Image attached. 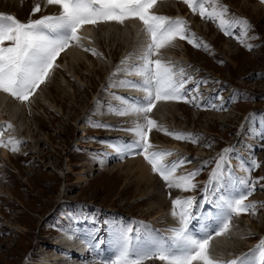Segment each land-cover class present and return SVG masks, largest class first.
<instances>
[{
  "label": "rangeland",
  "instance_id": "1",
  "mask_svg": "<svg viewBox=\"0 0 264 264\" xmlns=\"http://www.w3.org/2000/svg\"><path fill=\"white\" fill-rule=\"evenodd\" d=\"M6 1L0 0V12L18 20L38 19L45 13L50 15L47 11H59L58 6L48 5L47 0H20L18 9L7 6ZM216 3L227 6L229 18L245 19L250 30L245 34L236 27L233 30L235 35L227 36L217 23L202 19L198 13L193 14L183 0H157L153 9L156 14L183 18L190 32L209 46L208 49L194 47L185 40H177L175 43L181 46L172 52L173 55L162 49L158 58L174 67L177 78L183 69L193 81L187 87L195 88V82L201 80L208 83L200 85L195 103L158 101L148 114L156 121V127L149 133V141L154 150L173 153L165 158L167 161H175L181 156L191 160L177 170V175L202 168L196 177L201 186L208 181L222 150L235 148L230 154L233 173L230 186L233 182L237 192L245 190L244 185L236 183L238 177L258 180V183L246 201L256 203V214L249 212L234 216L230 227L240 232L242 225L244 237L251 235V245L257 238L264 241V180H259L264 177V140L260 139L264 132V2L206 0L209 10ZM36 4L40 5L41 12L33 15ZM131 21L142 25L139 20ZM109 23L98 26L106 28ZM129 27L133 31V26ZM104 31L101 38L112 35L111 29ZM94 33L97 35L96 31ZM79 34L82 48L85 44L86 48L94 49L86 45L92 35L84 37L81 31ZM116 36L119 37L117 33ZM120 39L124 47H118L113 57L109 50L115 45L106 46L107 38L106 43L100 44L102 48L98 47L101 50L94 49L96 55L86 51L87 57L79 61L72 60L67 53L72 48L70 46L58 57L54 72L34 94L36 98L33 95L29 101L20 102L10 119L9 108L5 109L8 110L4 111L7 124L12 127L3 132L2 138L6 139L8 135V140L11 138L22 143L15 152L6 148L9 160L0 159V264H47L42 256L52 253L64 259L59 253L62 245L57 243L55 246L56 237L64 228L78 226L80 233L85 235L82 229L88 227L109 237L112 236L109 225L115 224L131 226L150 222L162 223L158 226L166 228V223L159 218L157 223L152 222L154 211L141 202V198H149L150 185L148 189L141 187L134 191L130 187L134 179L130 175H118L124 170L118 169V165L123 166L132 158H140L151 170L142 155L123 152L117 158L108 153L106 159L102 155L106 150L120 149L123 143L134 140V134L125 129L144 123L140 115L134 119L130 113L133 118L126 121L122 118L125 115L118 114L119 108L117 111L112 109L114 115L108 111V108H116L109 107L114 104L111 101L114 93L126 97L120 90L132 79L125 75L132 70L131 57L128 56L132 53L130 39ZM126 57L127 61L122 64ZM130 97L126 98L132 101ZM11 102L15 105L18 101L11 97ZM198 104L205 107H198ZM220 105L226 110H218ZM172 106L178 109L173 111ZM169 108L173 114H169ZM98 124L111 127H98ZM168 132L191 134L199 142L177 140ZM121 137L125 141L119 144ZM252 161L259 166L249 171ZM83 168L87 170L84 171L86 179L79 180V171ZM152 174L158 180L163 196L170 198L171 209L172 199L176 197L201 196L200 189L191 192L177 189L180 193L173 195L161 177ZM157 182L154 183L156 188L159 186ZM125 186H129V191L123 189ZM97 220L101 221L99 227L92 222ZM75 221L77 223H72ZM251 224L256 229L251 228ZM235 252H230V259Z\"/></svg>",
  "mask_w": 264,
  "mask_h": 264
},
{
  "label": "snow or ice",
  "instance_id": "2",
  "mask_svg": "<svg viewBox=\"0 0 264 264\" xmlns=\"http://www.w3.org/2000/svg\"><path fill=\"white\" fill-rule=\"evenodd\" d=\"M183 2L193 14L198 13L202 19L217 23L227 36H234L233 30L236 27L245 34L250 30L245 19L229 18L226 5L216 3L209 10L206 0ZM47 4L57 5L59 12L41 15L40 18L29 19L27 22H21L13 15L0 13V92L20 102L29 101L54 72L60 54L73 44L83 47L80 43L82 37L78 33L85 25L95 27L109 22L124 25L128 20H139L148 36V42L139 56L142 63L134 66L142 81H128L126 86L138 88L145 95L143 98H132L133 102L127 108L118 110V114L136 113L143 117L144 123L125 129L132 132L135 139L126 142L120 150L126 154L142 155L151 165L152 172L164 181L170 193L173 189L181 192L197 189L201 191L200 197L172 199L171 215L176 220V225L167 230L170 235L166 237L156 233L155 237L146 238L144 230L149 226L144 222L131 226L114 225L111 237L114 252L101 261V264H145L153 259L161 264H264V241L248 253L230 260L218 257L212 251L211 241L214 236L218 237L229 231L233 216L249 212L256 214V203L246 201L256 190L258 180L237 179V184L245 186V190L239 192L235 187H229L233 176L230 154L235 152V148L222 150L208 181L201 186L196 177L202 168L177 175V170L186 163H191V160L181 156L175 161H167L165 158L173 153L154 150L149 141V133L156 127V121L148 114L158 101L195 103L200 85L208 83L207 80H201L195 82V88L187 87L189 83H193L192 78L183 69L180 78H177L174 67L158 58L161 50L174 46L177 40H185L194 47L202 46L205 49L209 48L207 43L190 32L183 18L156 14L153 9L157 0H47ZM39 12L41 7L36 4L33 15ZM84 50L96 55L94 49L85 47ZM127 59L126 57L121 63H125ZM197 106L205 107L204 104ZM218 110L226 109L224 105H220ZM96 126L111 127L103 124ZM11 127V124L0 125V128ZM167 134L177 140L199 142L191 134ZM2 137L3 131H0V147L9 148L13 152L22 143L11 138L5 141ZM260 139L264 140V132L260 134ZM258 166L252 161L249 171ZM259 180H264V177ZM97 243L99 241H93L90 247H96Z\"/></svg>",
  "mask_w": 264,
  "mask_h": 264
},
{
  "label": "bare ground",
  "instance_id": "3",
  "mask_svg": "<svg viewBox=\"0 0 264 264\" xmlns=\"http://www.w3.org/2000/svg\"><path fill=\"white\" fill-rule=\"evenodd\" d=\"M18 1H20V0H7L5 4H7V6H12V7L17 8V7H19ZM33 3H35V2H33ZM167 6H168V4H167ZM255 6H259V5L255 4ZM52 9H54V8H52ZM129 24L133 26V31H131ZM96 27H92L91 25H87L81 29V33L84 37H86V35H88V34L92 35V40L87 39L88 44H86V45H89L90 47L97 50V49H99L98 48L99 46H100V48H102L100 44H102V42L106 43L105 40L107 38L106 46L109 47L110 43H112V45H115L114 49L111 48L109 50V54L113 57V55H114V53L118 47L119 48L124 47L123 42L120 38L122 37V39H125V40L130 39L128 43L130 44L129 47H131L132 53H131V55H128V56L131 57L130 60L132 61V66H131L132 70H129V73H125V75H127L126 76L127 78L131 77L132 78V79H130L131 81H133V79H134V81H137V82L142 81V77L137 75L136 68L134 66L142 63L139 59V56L143 50L144 45L148 42V36L143 31V25L137 23L136 21L134 22V21L129 20V22H126L123 26H119V25L113 26V24L109 23L108 26H107V24L105 25L106 28H104L103 25L102 26H96ZM105 29L106 30L111 29L112 35L111 34H109V35H111L112 37L108 35L109 37L101 38V36H102L101 33L105 32L104 31ZM95 31H96L97 35H95V33H94ZM116 33L119 35V37L116 36ZM116 37H118V38H116ZM102 39H103V41H102ZM80 43L82 45V40ZM180 46L181 45H177L175 43L174 47H168L165 49H166V52H168V53L170 52L172 54V52L175 49H178V47H180ZM84 48H85V44H84ZM84 48H82L81 46H77L76 44H73L72 48L69 51L67 50L68 51L67 53L72 58V60L79 61V60L87 57V54H86L87 52L84 50ZM99 50H101V49H99ZM127 87L128 86H124L120 90V92L122 94H126V97L128 95H132L134 98H137L138 96H139L138 98L144 97L145 93L142 90H140L138 88H133V87H128L130 89V90H128ZM111 91H113V90H111ZM34 97H35V95H34ZM112 97H114V98L111 101H113L114 104L112 103L111 105H109V107H111V106L116 107V108H112V107L108 108V111H110L112 115H114V113L112 112L113 111L112 109L117 111L116 109H118V108L121 109V107L127 108L129 106V104L132 102L128 99L127 100L120 99V98H122L121 95L119 96V95H116L115 93H114V96H112ZM126 97H124V98H126ZM118 103H120V104L118 105ZM20 104H21L20 101H18L17 104H15V105L12 104L11 97H9V95H7L3 92H0V120L7 119V117L5 116L6 114L4 115V111L8 112V110L10 111V113H8L9 115L7 114L8 118L10 119V118L14 117V113L16 112L15 109L19 108ZM175 106H172L173 111H176L178 109ZM7 107L9 109L5 110ZM170 108H171V106H170ZM170 108L168 109L170 112L169 114L172 113ZM13 111H15V112H13ZM130 113L133 117H135L134 119H136V117L138 116V114H136V113L129 112L125 116H122V118L124 117V119L126 121H127V119L129 120V118L130 119L133 118V117L129 116ZM170 117H171V115H170ZM5 140L8 141V135H7ZM159 145H161V144H159ZM162 145H164V144H162ZM123 146L124 145L122 144L121 148ZM175 146H176V144H175ZM120 149L106 150V151H104L106 153H103L102 155L106 159L107 154L111 153V154H114L115 157L118 158L120 155L123 154V151H121ZM8 155L9 154L7 152L6 147H1L0 148V159L1 160H9ZM101 161L99 160L98 162H101ZM84 166H86V165H84ZM123 168H124V170H122L121 173H118V175H119V177L120 176L121 177L122 176L127 177L130 175L134 179L132 186H130L132 188V190L136 191V190L140 189L141 187L147 188L150 185L149 193H147L149 195V198H146V196H145L144 198H141V202L143 204L145 203L146 205H148L147 209L154 211V218L152 219L153 223H157L158 218H159V221H162V222L164 221V223H166V225H165L166 228L161 226V227L157 228V230H155V232H150V231L145 230L144 234H145L146 238L148 236L154 237L156 235V233L163 234L164 237L170 235V233L167 230L176 225L175 219L171 215L172 209H171V206L169 205L170 198L167 199L165 196H163L164 192H163L160 184L157 182L158 180L156 181V179H155L156 177L152 174V171L150 170L149 166H147V164L143 160H141L140 158H132V160H129L123 166H121V163L118 165V169H123ZM85 170L86 169L83 168L82 170L79 171V173L81 174V175H79V180L86 179V176H84ZM155 182H157V184H159V186L157 188L154 187ZM128 187L129 186H125L123 189L125 191L126 190L129 191V189H127ZM171 193L173 195H176L177 193H180V192L177 189H174V191H171ZM164 217H166V219ZM193 223L195 224V222H193ZM160 224L162 225V223H159L158 225H160ZM196 227L198 230L199 225H197ZM251 228L256 229L255 225H253V224H251ZM240 229H241L240 232H239V229L237 231H236V229L232 230V226H231L229 231L226 232L225 234L218 236V237L214 236L213 240L211 241L213 254L218 256V257H221L225 260H228V259H230V255H231L230 252L239 251V250H241V248L243 249L244 246L246 247L247 245H249L252 242V239L250 237L251 235H249L248 238H245L244 237L245 229L244 228L242 229V225H240ZM82 231H83V234H85V235H82L80 233V228L78 226L70 227V228H64L63 230H60L59 231L60 235H58V236L56 235L57 236L56 239H58V241H56L55 246L57 243L62 245V250H60L59 253H61V255L64 259H61L58 256V254L52 253L50 255H46L44 258L42 256L43 261L47 264H98L97 262L100 261V258H101L99 255H101L103 253V250L105 248H109L111 246V243L109 240L110 237L107 235V238H108L107 243H103V242L99 241L98 245H96V247L92 248V247H90L91 243L93 241H96L95 240L96 238L102 239L105 235H101L96 230L89 229L88 227H84V229H82ZM106 241H107V239H106ZM230 244H234V245L230 246ZM224 247H226V248H224ZM52 248H54L56 250V247L52 246ZM85 248H87V249H85ZM221 251L223 254L221 253ZM88 255H89V257H87ZM153 264H161V262L156 261V262H153Z\"/></svg>",
  "mask_w": 264,
  "mask_h": 264
}]
</instances>
